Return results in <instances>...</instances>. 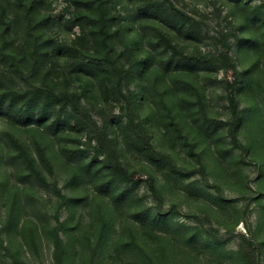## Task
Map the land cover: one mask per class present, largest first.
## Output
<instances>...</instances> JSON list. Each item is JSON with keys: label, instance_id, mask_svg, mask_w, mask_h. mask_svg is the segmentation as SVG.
<instances>
[{"label": "rangeland", "instance_id": "374dc122", "mask_svg": "<svg viewBox=\"0 0 264 264\" xmlns=\"http://www.w3.org/2000/svg\"><path fill=\"white\" fill-rule=\"evenodd\" d=\"M56 231L64 264H264V0H0V264Z\"/></svg>", "mask_w": 264, "mask_h": 264}, {"label": "trees", "instance_id": "16d2710c", "mask_svg": "<svg viewBox=\"0 0 264 264\" xmlns=\"http://www.w3.org/2000/svg\"><path fill=\"white\" fill-rule=\"evenodd\" d=\"M30 14V10L27 11V16ZM216 39V37H214ZM224 40L222 48H216V51L211 54L212 62L216 63L219 68L225 69L226 71H232L234 74L233 81H227L225 86L226 99L230 106L232 120L230 123V135L232 136V140L236 143H239V128L242 120V111L240 109V103L236 94V87L239 79V71L238 68L231 56V43L229 41L228 36H223ZM41 88L36 89V93L41 92ZM41 94V93H40ZM38 93V95H40ZM35 96V99L37 96ZM24 97V95H22ZM14 98H11L10 101L13 103ZM33 101V100H32ZM96 152L95 158L99 156H103V160L108 168L111 169L112 173L116 175V177L123 182H131L133 181L134 174L130 173L125 166L121 164V162L117 158V150L115 145L108 139L105 133L99 134L96 139ZM142 147L152 156L155 157L159 153L156 150L154 144L149 142L147 138H144V141L141 143ZM35 159L32 157L31 159V169L32 173L35 177L41 181L42 183H47L46 178L43 176L42 172L36 167L34 163ZM149 188L154 195H158V188L156 186L155 180L151 178L149 180ZM54 245V262L55 264H64L65 262V243L63 238L56 231L54 233L53 238Z\"/></svg>", "mask_w": 264, "mask_h": 264}]
</instances>
